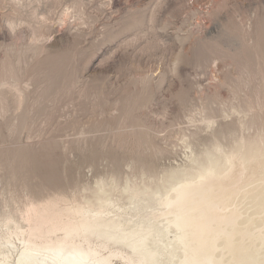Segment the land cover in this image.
I'll return each mask as SVG.
<instances>
[{
    "label": "rangeland",
    "instance_id": "rangeland-1",
    "mask_svg": "<svg viewBox=\"0 0 264 264\" xmlns=\"http://www.w3.org/2000/svg\"><path fill=\"white\" fill-rule=\"evenodd\" d=\"M259 138L264 0H0V219L103 183L114 189L92 206H115L125 222L151 219L160 263L169 264L183 244L167 233L154 196L165 188L150 182L168 187L188 166H216L203 160L216 142L237 150L240 139ZM131 183L143 195H128ZM263 197L241 198L235 225L252 210L257 218L241 230L248 236L213 242L219 264H238L235 255L264 264Z\"/></svg>",
    "mask_w": 264,
    "mask_h": 264
},
{
    "label": "bare ground",
    "instance_id": "bare-ground-1",
    "mask_svg": "<svg viewBox=\"0 0 264 264\" xmlns=\"http://www.w3.org/2000/svg\"><path fill=\"white\" fill-rule=\"evenodd\" d=\"M207 155L215 160L216 166L207 165L204 169L199 167L202 169L200 172L197 171L196 165L188 166L189 168L179 177L170 181L168 187L155 181L150 182L154 189L165 188L162 189L164 192L160 193L161 196L159 190V196L156 194L154 196L159 197L157 202L163 207L161 213L165 216L162 219L166 220L164 222L167 233L173 230L179 232L178 235L174 234V237L183 244V248L173 253V258L168 261L169 264H176V261L181 264H219L214 254L213 242L226 236H248L247 232L242 233L241 230L249 229L251 227L249 225H252L257 218L252 210L253 216L247 217V220L246 216L242 217L241 219L244 218L246 221L243 220L245 222L239 226L235 225V222L245 214V211L242 213L240 210L241 198L249 193L258 197L264 193V138L255 139L253 142L240 139L237 150H224L216 142L212 145V150H207L203 155V160ZM198 162L200 161L196 164ZM185 173L188 176L183 175ZM111 186L115 187V182H112ZM140 186L131 183L126 186V193L137 197L142 193L141 188H144ZM113 189L98 183L88 195L80 199L53 197L39 201L32 200L20 210L19 214L11 212L1 214L0 264H112L114 258H120L123 264H161L162 249H156L157 242L155 241L156 245H154L153 241L157 233L156 224L159 221H155L154 216L152 221L157 222L154 223L156 226L153 222L150 223L151 219L149 224L146 221H142L146 224H140L141 220L131 221L128 217L129 221L125 222L126 219L124 218L123 221L119 217L120 213L117 214L118 207L116 208L118 211H114L116 214L112 213L115 206L112 211L103 208L107 211L101 209L100 212L98 207L100 204H95L93 206L96 211L92 209L93 213L91 212L90 206L94 201L102 200L103 195ZM101 191H105V194L104 192L101 194ZM152 191L151 188L145 193V189L144 193L151 196ZM117 197L116 201L111 200L112 198H107L106 201L109 199L118 204ZM143 200L145 202L147 199ZM134 201L137 202L136 199ZM256 202L253 201L252 206H256ZM148 204L147 207L150 206ZM102 205L103 203L100 206ZM136 209L135 212H138L139 208ZM141 209V213L144 212ZM260 214L264 215V212ZM146 218L144 220L148 221ZM250 219L252 222L247 224ZM225 223L230 224V231L223 229ZM252 231L258 230L252 229ZM231 247L225 243L226 250L238 251V248ZM234 259L238 264L243 261L238 255H235Z\"/></svg>",
    "mask_w": 264,
    "mask_h": 264
}]
</instances>
